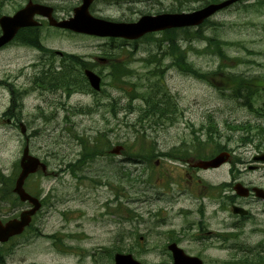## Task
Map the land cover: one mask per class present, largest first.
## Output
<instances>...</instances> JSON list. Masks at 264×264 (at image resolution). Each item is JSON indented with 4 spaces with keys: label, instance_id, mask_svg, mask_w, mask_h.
<instances>
[{
    "label": "rangeland",
    "instance_id": "374dc122",
    "mask_svg": "<svg viewBox=\"0 0 264 264\" xmlns=\"http://www.w3.org/2000/svg\"><path fill=\"white\" fill-rule=\"evenodd\" d=\"M204 1L101 0L90 10L97 18L131 23L145 14L194 10ZM26 2L0 0V17L13 15ZM262 2L247 0L217 14L201 30H192L199 39L184 41L183 31L166 30L128 42L53 30L46 24L39 30V48L18 41L1 50L0 219L14 218L28 208L10 193L24 149L47 163L49 173L39 172L27 180L26 188L45 205L30 231L1 247L0 264H113L117 248L135 251L134 257L144 263L168 264L170 254L164 248L176 240L170 239L175 235L180 247L204 264H263L252 254L260 255L264 247V203L251 202L248 209L254 218L243 220L232 215L230 206L218 209L222 202L214 199L206 202L203 219L201 194L182 192L188 190L183 163L163 158L181 146L194 149L198 142L201 150L189 157L226 147L233 161L199 171L200 178L212 187H223L234 181V174L244 185L264 188V166L249 170L259 152L255 144L261 139L254 128L264 121L255 112L264 108V92L249 106L219 84H225L227 74L264 78ZM41 3L53 6L58 20H69L82 1ZM214 37L227 43L224 51L232 62L221 59L222 49L207 50V40ZM173 55H178L179 64ZM52 59L55 64H50ZM85 68L101 77L100 92L87 82ZM126 70L122 81L116 80L115 74ZM57 77L75 88L69 97L58 89ZM194 77L215 80L214 86ZM145 89L156 98L147 109L155 102L176 106L171 120L154 117L158 122L154 124L141 118L145 104L139 96ZM19 123L27 128L28 141ZM248 123L253 125L251 132L248 126L230 128ZM94 140L104 155L90 150ZM118 145L126 148V154H109ZM158 212L159 220L153 217ZM201 220L207 231L229 230L236 238H195ZM260 256L264 259L263 253Z\"/></svg>",
    "mask_w": 264,
    "mask_h": 264
},
{
    "label": "water",
    "instance_id": "95a60500",
    "mask_svg": "<svg viewBox=\"0 0 264 264\" xmlns=\"http://www.w3.org/2000/svg\"><path fill=\"white\" fill-rule=\"evenodd\" d=\"M83 3L80 7L74 10V16L70 20L58 22L53 17V9L51 7L35 4L32 1L28 5L20 10L15 16H4L0 19V26L2 28V36L0 37V48L9 43L17 34L20 28L24 27H36L39 23L34 20L36 14L47 17L50 21V25L69 29L78 33H85L88 35H95L101 37H115L123 38L127 40H137L146 34L163 31L172 28H184L198 26L202 24L206 19L214 15L217 11L224 7L234 3L237 0H230L220 5H210L209 7L191 13V14H162L158 16H144L136 23H113L101 19L94 18L89 8L95 0H82ZM92 87L99 91L101 79L91 71H86ZM116 150L114 153H118ZM230 159L229 153H222L211 161H199L196 166L207 169L216 168ZM258 161H264V155L257 156L255 158ZM22 172L16 182V188L14 192L20 197L22 201H29L34 204V208L29 211H25L21 214L19 220H13L6 225L0 222V242H6L10 237L21 234L24 228L31 222L32 216L40 208V204L37 200L32 198L24 190V184L26 179L31 173H34L38 168H43L44 165L40 164V161L29 155V150L26 148L24 156L21 161ZM237 193L240 196H247L249 191L243 188L241 185L236 187ZM258 197L264 199V191L255 189ZM235 212L245 214L244 210L239 208L234 209ZM169 249L173 253V264H203V262L197 257H189L184 251L178 248L174 243L169 246ZM116 264H140L135 261L132 256H116Z\"/></svg>",
    "mask_w": 264,
    "mask_h": 264
},
{
    "label": "trees",
    "instance_id": "16d2710c",
    "mask_svg": "<svg viewBox=\"0 0 264 264\" xmlns=\"http://www.w3.org/2000/svg\"><path fill=\"white\" fill-rule=\"evenodd\" d=\"M212 3L218 2L219 0H210ZM192 32H190L189 29L184 30L183 35L185 36V41H188L192 38L195 39H199V37H197V35L195 37H193L195 34H191ZM183 36V37H184ZM33 38L34 42L32 43L35 47H40L39 45H41L40 41L38 40V36L37 33L34 31L30 34L22 32L21 35H19V40L22 42H26L29 41V39ZM208 46H207V50H211L212 48L220 50L222 49L223 51H221V59H223L224 61H230L231 59L227 57V55L224 52V47L225 44L223 41H221L220 39H216V37L208 39ZM206 51H203L201 53H205ZM212 54V53H211ZM174 60L178 58V55H173ZM187 57V54H186ZM184 58V57H183ZM179 59L176 60L175 64H179ZM234 61V60H233ZM223 69V68H222ZM127 70L120 76L117 75V73L115 74V76L117 77L116 80L121 79L123 76H125ZM130 74V73H129ZM61 76V75H60ZM68 77V76H65ZM225 86L227 87H232V93L237 97V98H241L243 100V102H246V105L251 106L252 105V98L255 94H259L260 92H264V78L263 77H245V76H235V75H228L225 77ZM54 81H56L57 83H61V86L58 87V89H62L65 93H67V96L69 97L70 92L75 91V88L71 87L68 85V83L66 82V79L62 80L61 77H57ZM122 81V80H119ZM152 87V86H151ZM153 88V87H152ZM154 89V88H153ZM51 90H55V88H52ZM141 96H139V98L141 99V101H143L145 103V105L143 106V108L141 109L142 111V118L144 119H149V120H153L154 124L158 123L154 117H172L173 114H175V110H172L173 108H175L176 106H167V107H161L159 104H157L156 102L153 103L152 108L147 109L148 107H150V102H154L156 100L155 96L152 93V90L150 89H145L141 94ZM146 108V109H145ZM160 108H163V110H160ZM157 109V111H156ZM90 111V110H89ZM257 114L261 115L264 118V108H261L259 110L256 111ZM171 117L169 118L171 120ZM249 128V132H251L253 130V126L250 125V123L246 124V125H232L231 130H240V129H248ZM257 128V134L260 137V141L258 143V148L264 150V126L260 125V126H256L254 129ZM210 130H213V128L210 126L209 127ZM212 133H210L211 135ZM250 137V136H249ZM137 156V154L135 155ZM139 157V156H138ZM148 162H150L151 160V156H149L146 159ZM78 165V163L75 164V167ZM12 195V191L10 192ZM14 196V195H13ZM15 200L17 202L18 199L14 196ZM120 249V248H119ZM122 250V249H120ZM131 252V251H130ZM262 262H264V259H261ZM264 264V263H263Z\"/></svg>",
    "mask_w": 264,
    "mask_h": 264
},
{
    "label": "flooded vegetation",
    "instance_id": "af4514ba",
    "mask_svg": "<svg viewBox=\"0 0 264 264\" xmlns=\"http://www.w3.org/2000/svg\"><path fill=\"white\" fill-rule=\"evenodd\" d=\"M29 33V32H28ZM34 78V77H33ZM32 78V79H33ZM230 200H236L237 202L236 203H239V200H238V198L236 197V196H233V197H230Z\"/></svg>",
    "mask_w": 264,
    "mask_h": 264
},
{
    "label": "bare ground",
    "instance_id": "6f19581e",
    "mask_svg": "<svg viewBox=\"0 0 264 264\" xmlns=\"http://www.w3.org/2000/svg\"><path fill=\"white\" fill-rule=\"evenodd\" d=\"M160 161V160H159Z\"/></svg>",
    "mask_w": 264,
    "mask_h": 264
}]
</instances>
